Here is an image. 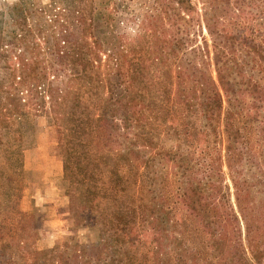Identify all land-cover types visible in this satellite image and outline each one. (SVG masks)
<instances>
[{"label":"trees","instance_id":"1","mask_svg":"<svg viewBox=\"0 0 264 264\" xmlns=\"http://www.w3.org/2000/svg\"><path fill=\"white\" fill-rule=\"evenodd\" d=\"M162 1V17L152 6L156 15L137 40L117 38L101 49L83 34L57 57L67 74L20 68L24 88L0 96V211L20 191L23 125L42 118L65 130L57 150L75 227L110 234L99 247L56 246L55 264L122 261L144 241L158 262L264 264V0H199V9L190 0ZM76 76L86 78L84 91ZM237 118L257 125L258 159ZM177 121L189 137H215L216 155L203 166L157 147L166 132L175 139ZM7 133L12 140L2 142ZM172 192L199 248L188 246L184 231H172L165 203Z\"/></svg>","mask_w":264,"mask_h":264},{"label":"rangeland","instance_id":"2","mask_svg":"<svg viewBox=\"0 0 264 264\" xmlns=\"http://www.w3.org/2000/svg\"><path fill=\"white\" fill-rule=\"evenodd\" d=\"M163 3L162 0H0V96L11 88L18 91L24 88V85L20 86V68L32 73L59 69V73L67 74V67L57 57L65 53L67 44L81 39L83 34L88 41L100 42L101 49H109L117 38L128 42L137 40L139 30L147 26L152 16L160 14L162 17L158 8ZM155 5L156 14L155 10H150ZM190 5L199 9L200 2L190 0ZM201 34L206 38L203 30ZM196 35L192 36L193 46L200 42ZM73 81L84 91V76H76ZM21 97L32 102L30 96ZM186 121L191 123L193 130L199 129V121ZM182 125V121L175 122V139L171 138L174 133L167 136L166 132L157 147L176 152L179 157L188 156L190 166L199 163L203 166L216 155L215 137L201 138L204 140L201 143L195 135L185 134ZM234 126L247 142L253 158L258 159L261 147L257 142V125L246 124L237 118ZM23 131L19 156L20 191L18 196L9 199L8 207L0 211V264H55L51 250L67 241L80 243L87 249L99 247V238L104 240L110 234H101L97 229L76 228L72 218L73 200L67 192L57 150L58 143L65 137L64 128L49 126L42 118H37L27 126L24 124ZM11 140V133L2 137V142ZM218 169L223 174L221 181L229 184L225 167L220 165ZM177 187L174 185V190ZM175 201L172 192L165 202L166 207L171 208L168 218L176 223L172 231H184L188 246L199 248L201 239L190 234L186 211ZM133 204L141 203L133 200ZM119 247L123 251L129 248L126 244ZM129 249L130 258L115 261L108 257L104 264H169L154 260L151 244L145 241ZM168 250L166 245L164 252L168 253ZM75 264L88 263L79 261Z\"/></svg>","mask_w":264,"mask_h":264}]
</instances>
